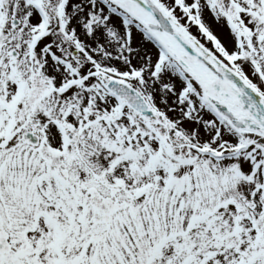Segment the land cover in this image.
Masks as SVG:
<instances>
[{"label": "snow or ice", "instance_id": "obj_1", "mask_svg": "<svg viewBox=\"0 0 264 264\" xmlns=\"http://www.w3.org/2000/svg\"><path fill=\"white\" fill-rule=\"evenodd\" d=\"M0 264H264V0H0Z\"/></svg>", "mask_w": 264, "mask_h": 264}]
</instances>
